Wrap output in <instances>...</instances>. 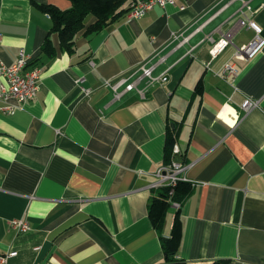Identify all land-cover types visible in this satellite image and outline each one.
<instances>
[{
	"label": "crops",
	"instance_id": "1",
	"mask_svg": "<svg viewBox=\"0 0 264 264\" xmlns=\"http://www.w3.org/2000/svg\"><path fill=\"white\" fill-rule=\"evenodd\" d=\"M174 2L92 36L81 31L71 56L51 34L49 59L41 46L52 21L39 6L70 2L0 0V62L12 65L24 50L41 72L35 99L0 101V255L16 253L5 264H162L161 232L147 210L169 123L180 126L174 161L192 185L180 206L177 264H264V47L234 58L255 38L242 20L264 39V0ZM179 33L187 40L177 45ZM208 35L232 43L211 59ZM232 61L237 76H218ZM141 65L167 76L137 82L144 97L124 92ZM122 79L115 98L105 82ZM247 98L257 107L242 109ZM12 220L30 230L18 233Z\"/></svg>",
	"mask_w": 264,
	"mask_h": 264
},
{
	"label": "trees",
	"instance_id": "2",
	"mask_svg": "<svg viewBox=\"0 0 264 264\" xmlns=\"http://www.w3.org/2000/svg\"><path fill=\"white\" fill-rule=\"evenodd\" d=\"M70 7L62 10L53 5H40V9L50 16L51 28L42 46L41 53L49 59L56 55L51 42V34L59 37L61 51L68 55L75 53V37L81 31L87 36H92L113 25L128 13V6L132 0H68ZM94 21L87 25V20ZM197 92L201 91L200 82L197 83ZM180 126L169 123L166 129L163 151V163L171 165L177 153H174L176 140L179 136ZM184 164V163H183ZM191 183L188 180L178 181L175 185L157 187V196L148 204V218L157 232H161L160 241L163 254L162 264L182 263L178 258L179 247L182 238V220L180 206L191 191ZM174 204H178L175 207ZM173 212L172 225L168 237L162 235L167 219ZM229 260H217L212 264H230Z\"/></svg>",
	"mask_w": 264,
	"mask_h": 264
},
{
	"label": "built area",
	"instance_id": "3",
	"mask_svg": "<svg viewBox=\"0 0 264 264\" xmlns=\"http://www.w3.org/2000/svg\"><path fill=\"white\" fill-rule=\"evenodd\" d=\"M174 1L175 0H132L128 6L127 17L128 19L141 18L145 13L154 7L159 6L164 8L166 5H174ZM180 9H184V7H181ZM246 10L249 12L252 11L248 6H246ZM239 12H241V14L245 13L244 10H240ZM252 13H255V11H252ZM47 17L50 16L47 14ZM244 23L254 31L255 38L236 50L234 54V58L236 59H252L259 52H261L264 47V39L261 37V28L249 18L240 22L241 25H244ZM177 37L178 35L175 34L172 39L175 40ZM205 39L212 42V47L209 50L211 59L216 58L228 45L232 43L231 39L225 38L224 36L217 41L214 40L211 35L206 36ZM186 40L187 39L184 41ZM160 61H163V58H161ZM28 64L29 57L26 55L24 50L20 51L19 58L12 65H5L0 62V101L6 102L8 100H14L19 104H24L36 98L39 90L41 72L37 67H28ZM91 64L93 63L91 62ZM136 72L139 73L137 79L127 84L124 88V92L137 90L142 97H144L145 92L144 90L137 89V82L142 79H146L147 86H152L156 83L164 84L167 81L166 73H163L160 76H153V67H145L144 65H141ZM217 75L223 79H234L237 76L235 62L232 61L225 63L217 72ZM125 82L126 80L124 79L117 81L115 84L107 81L105 82V86L110 87L115 93V98H118L122 93L117 91ZM87 94L89 93L87 92ZM241 107L245 111H249L250 109L257 107V102L247 98L243 101ZM9 112H12L11 108H9ZM174 153H179L176 146L174 147ZM186 169L187 166L180 162H173L169 166L163 165L156 173L158 182L155 183L154 186L161 187L175 185L178 181L187 180L185 176ZM174 206L178 207V204H174ZM9 225L18 233H26L30 230L28 222L25 220H12ZM15 256V252L0 255V264H5L9 258Z\"/></svg>",
	"mask_w": 264,
	"mask_h": 264
},
{
	"label": "rangeland",
	"instance_id": "4",
	"mask_svg": "<svg viewBox=\"0 0 264 264\" xmlns=\"http://www.w3.org/2000/svg\"><path fill=\"white\" fill-rule=\"evenodd\" d=\"M177 35H178V37L174 41H177V45L178 44L180 45L186 39V37H183L182 34H180V33Z\"/></svg>",
	"mask_w": 264,
	"mask_h": 264
}]
</instances>
